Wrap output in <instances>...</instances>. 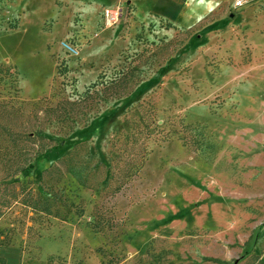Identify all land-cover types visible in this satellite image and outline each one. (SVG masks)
<instances>
[{"label": "rangeland", "instance_id": "374dc122", "mask_svg": "<svg viewBox=\"0 0 264 264\" xmlns=\"http://www.w3.org/2000/svg\"><path fill=\"white\" fill-rule=\"evenodd\" d=\"M141 1L0 0V264H264V3Z\"/></svg>", "mask_w": 264, "mask_h": 264}, {"label": "trees", "instance_id": "16d2710c", "mask_svg": "<svg viewBox=\"0 0 264 264\" xmlns=\"http://www.w3.org/2000/svg\"><path fill=\"white\" fill-rule=\"evenodd\" d=\"M58 111H61V109L59 108ZM57 117L58 116H56L55 118H57ZM64 118H65V115H64ZM49 120H50V118H49ZM25 131L26 130H23L22 132L21 131L17 132V136H12V134H9L11 139H12L11 141H12L14 147H16L17 151L20 152L21 161L19 164H17V166L14 169H12L10 167L7 168V174H6L7 178L12 179L16 174L20 175L22 177H28L31 174H34L36 172V164H37L39 156H43V155L48 154L54 148V147H52L51 149H48V148H45V146L43 148L40 146V148H38L36 150L35 154H33V155L29 154L26 147L23 146L24 143L33 144V143H36L35 140L40 142V141L45 140L46 138L43 136V129L40 128L39 125L37 126V128H33L32 130L24 133ZM19 143L21 144L20 147H19ZM35 178L37 180L42 181L43 173L37 174L35 176ZM10 199H12L14 201L16 199V196L13 195L9 199H7V198H5L4 200L1 199L0 211H1V208H8L11 205L9 202ZM34 205H35V203L32 204V207ZM27 206L31 207V205H29V204ZM44 210H46V212L49 213V209L47 208V206H44ZM1 216H2V212H0V217ZM1 261L3 262L4 260L1 259Z\"/></svg>", "mask_w": 264, "mask_h": 264}, {"label": "crops", "instance_id": "0c3cea01", "mask_svg": "<svg viewBox=\"0 0 264 264\" xmlns=\"http://www.w3.org/2000/svg\"><path fill=\"white\" fill-rule=\"evenodd\" d=\"M264 3V0H253ZM187 0H142L139 4L138 16L142 18L147 17V13L153 16V14H161L166 19L171 20L176 18L177 11L186 4ZM199 8H192L190 13L198 11ZM13 254L5 253V259L7 264L12 263Z\"/></svg>", "mask_w": 264, "mask_h": 264}, {"label": "built area", "instance_id": "2783aa9c", "mask_svg": "<svg viewBox=\"0 0 264 264\" xmlns=\"http://www.w3.org/2000/svg\"><path fill=\"white\" fill-rule=\"evenodd\" d=\"M244 3L245 0H233V5L235 8H241ZM104 16L110 25L114 23L115 19H117L115 13L108 10L104 12Z\"/></svg>", "mask_w": 264, "mask_h": 264}]
</instances>
